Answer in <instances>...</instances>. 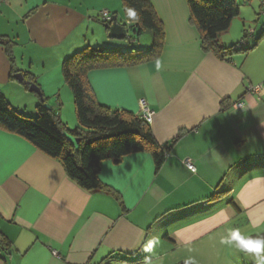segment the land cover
I'll list each match as a JSON object with an SVG mask.
<instances>
[{"label":"crops","instance_id":"1","mask_svg":"<svg viewBox=\"0 0 264 264\" xmlns=\"http://www.w3.org/2000/svg\"><path fill=\"white\" fill-rule=\"evenodd\" d=\"M147 1L163 26L159 58L87 78L101 106L153 112L152 134L168 148L162 167L155 171L146 153L104 162L106 190L85 192L59 162L0 130V234L9 245L0 247V264H178L189 256L198 264H254L219 241L233 227L264 234V180L252 182L264 176V22L243 46L249 51L220 60L201 49L186 0ZM119 9L120 0H1L0 37L14 43L13 66L0 43V92L10 106L35 114V99L21 110L9 98L19 90L12 71L30 74L65 127L76 128L61 64L85 48L129 51L100 23L106 11L124 26ZM218 40L242 49L223 34ZM259 85V95L245 91Z\"/></svg>","mask_w":264,"mask_h":264},{"label":"trees","instance_id":"2","mask_svg":"<svg viewBox=\"0 0 264 264\" xmlns=\"http://www.w3.org/2000/svg\"><path fill=\"white\" fill-rule=\"evenodd\" d=\"M120 3L126 20L124 27L130 28L135 35L142 31L151 32V47L125 52L107 47L85 48L62 62L63 80L73 97L76 128L67 129L43 95L37 96L35 116L28 117L11 107L0 92V130L22 139L46 157L59 162L67 179L85 192L106 190L99 181L100 167L104 162L118 165L127 156L146 153L152 157L155 171H158L168 154V148L155 141L150 125L140 115L101 106L87 78L92 71L133 67L156 60L162 52L163 26L151 4L147 0H120ZM186 3L189 23L199 33L201 49L205 53H211L220 60H229L237 53L249 51L235 49L234 46L225 48L218 42L240 14L237 0H186ZM129 9L135 12V16L128 14ZM100 23L108 34L112 22ZM245 33L247 35V31ZM0 43L13 66V41L0 37ZM14 73L13 70L9 77L12 82H15ZM22 78L18 84L25 91L30 85L37 86L30 74L22 73ZM68 137L73 138L77 146ZM8 246L0 234V247L6 250Z\"/></svg>","mask_w":264,"mask_h":264},{"label":"rangeland","instance_id":"3","mask_svg":"<svg viewBox=\"0 0 264 264\" xmlns=\"http://www.w3.org/2000/svg\"><path fill=\"white\" fill-rule=\"evenodd\" d=\"M237 2L240 6V14L237 18L233 20L234 26H232L225 34H223V37H225L226 42H228V44L229 42H235L233 43V45L237 43L236 47L240 45V47H242V50H245L246 48L243 46H245L248 42L250 43L253 40L251 36H248V31H252V32L254 31L256 33L254 38H257L258 35L260 34V30H259L260 25L263 24L264 22V0H237ZM117 14H118V22H121L122 20H124V22L126 21L120 9ZM243 30L245 32L247 31V35ZM121 41H122L121 43H127L129 50H131L132 48L133 49L144 48L143 50H147L151 47L152 44V34L149 31H142L139 35H135V34L133 35L131 29L127 28L126 38H124ZM133 43L134 45H132ZM16 87H18L19 90L14 91L9 97L14 107H18L21 110H24V107L26 106L25 104H28L31 101L29 99H33V100L35 99V101L38 102L37 95L25 91L24 88L20 85ZM24 99L26 100L24 101ZM50 100H51L50 103H55L54 99H50ZM48 106L51 107L52 105L48 104ZM30 109L27 108L28 111ZM26 116L33 117L35 116V114L26 115ZM244 264H248V263H244Z\"/></svg>","mask_w":264,"mask_h":264},{"label":"clouds","instance_id":"4","mask_svg":"<svg viewBox=\"0 0 264 264\" xmlns=\"http://www.w3.org/2000/svg\"><path fill=\"white\" fill-rule=\"evenodd\" d=\"M130 16H135V12L131 9L128 10ZM264 180V176L258 175L254 177L252 182L259 183ZM156 239L153 238L147 242L144 251H151ZM219 243L227 246L234 253L251 259L254 264H264V235L253 236L238 227H233L228 230L225 236L220 238ZM148 258L146 257V262ZM184 264H198L195 257L189 256L184 260Z\"/></svg>","mask_w":264,"mask_h":264},{"label":"built area","instance_id":"5","mask_svg":"<svg viewBox=\"0 0 264 264\" xmlns=\"http://www.w3.org/2000/svg\"><path fill=\"white\" fill-rule=\"evenodd\" d=\"M99 18L101 21L106 22V23L113 22V17L106 11H101L99 13ZM252 33H253L252 31H248V35H251ZM245 91L248 93H256L257 95H259V94H261L262 86L261 85H259V86H247L245 88ZM243 106H244V104L240 103V102L236 104L237 108H243ZM139 115L144 119V121L146 123H148L149 125L151 124L152 118H153V112L150 109H148L146 106H141ZM184 165L192 173H194L196 171L194 165L189 160H185Z\"/></svg>","mask_w":264,"mask_h":264},{"label":"water","instance_id":"6","mask_svg":"<svg viewBox=\"0 0 264 264\" xmlns=\"http://www.w3.org/2000/svg\"><path fill=\"white\" fill-rule=\"evenodd\" d=\"M107 36L109 38L123 40L125 38V36H126V29H125V27L123 25L117 24L113 20V22L111 23V25H110V27L108 29ZM14 78L18 82H21L23 80L21 74H16L14 76ZM28 92L34 93V94H36L39 97H41V95H42L40 89L37 86H35V85H30V87L28 88ZM68 139H70L77 146V144H76L77 142L73 138L68 137Z\"/></svg>","mask_w":264,"mask_h":264}]
</instances>
